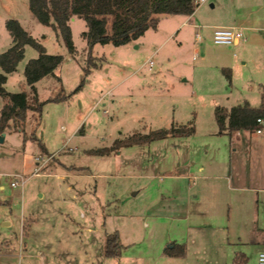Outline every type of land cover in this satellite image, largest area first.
<instances>
[{"label":"rangeland","instance_id":"1","mask_svg":"<svg viewBox=\"0 0 264 264\" xmlns=\"http://www.w3.org/2000/svg\"><path fill=\"white\" fill-rule=\"evenodd\" d=\"M202 5L221 23L237 22L246 42L231 49L213 37L197 42L181 25L183 17L163 15L157 29L135 41L96 44L92 54L98 66L76 90L88 56L82 36L85 20L70 21L76 48L71 55L53 27L33 15L29 0H0V55L13 44L6 23L16 19L49 54L64 56L56 70L60 81L46 76L36 83L41 112L28 111L24 132L11 122L0 134V239L10 240L0 242V248H26L21 258L0 256V264H225L221 244L237 250L250 247L243 221L249 217L264 223V191L230 190L219 176L229 172L236 156L249 153L259 162L264 159V141L249 144L251 137L262 140L264 133H219L211 101L230 107L246 94L249 101L260 103L258 85L243 80L264 77V0H207ZM36 57L38 51L26 45L16 71L7 75V91H30L24 71ZM229 58L248 61L233 70L232 85L217 67ZM228 91L233 92L229 99L224 96ZM59 93L66 98L49 100ZM5 102L0 96V114ZM189 121L196 128L191 136H170L103 156L89 152L136 132ZM242 138L248 144L242 145ZM203 166L208 176L204 190L195 198L194 186L188 204L184 181L173 177L199 173ZM237 184L247 186L244 181ZM254 185L264 187L263 182ZM194 221L222 240L206 242L202 258L194 253L177 260L164 255L169 240L193 234L187 224ZM116 231L122 253L109 258L106 237Z\"/></svg>","mask_w":264,"mask_h":264},{"label":"trees","instance_id":"2","mask_svg":"<svg viewBox=\"0 0 264 264\" xmlns=\"http://www.w3.org/2000/svg\"><path fill=\"white\" fill-rule=\"evenodd\" d=\"M29 5L31 12L39 22L52 26L62 37L71 55L76 52V48L72 39L70 21L74 17L85 20L87 29L82 36L87 42L88 56L83 67L81 82L76 90L84 86L92 68L98 66L92 54L96 44L112 43L117 46L127 44L139 39L147 30L157 29L161 16L191 15L199 6L197 0H29ZM6 26L13 44L0 55V66L3 70L0 72V96L6 100L0 114V134L10 126L11 122L17 130L24 132L28 111L41 112L43 106L36 83L46 76H55L60 81L61 78L56 74V70L64 61V56L61 54H49L46 47L27 32L18 20L9 19ZM26 45L33 46L38 51V57L30 59L24 71L30 91L9 92L4 86L7 75L16 71L18 63L24 56ZM226 73L230 80V72ZM63 98H66V95L59 93L49 100L58 101ZM215 117L219 133L256 131L260 127L258 118L264 119V86L261 89L259 106L254 107L248 101H243L230 108L217 106ZM195 131L194 121H189L187 124H173L169 128H159L148 133L136 132L115 140L109 147L94 148L89 152L103 156L122 147L151 143L170 136H191ZM26 140L25 134L24 142ZM122 247L117 231L107 235L105 243L107 257H120ZM166 253L182 255L184 251L183 249L177 251L175 248H166ZM241 256L237 253L233 264H240Z\"/></svg>","mask_w":264,"mask_h":264},{"label":"crops","instance_id":"3","mask_svg":"<svg viewBox=\"0 0 264 264\" xmlns=\"http://www.w3.org/2000/svg\"><path fill=\"white\" fill-rule=\"evenodd\" d=\"M206 2V1H205ZM204 3V2H203ZM211 7H215V3H211ZM178 17H183V21L181 23L182 26L188 28V30L190 32L194 33V36L196 38L197 42H202L205 39H207L208 37H213V33L214 30L218 27H238L240 28L239 25H235L238 24L237 22H231V23H221L219 20L213 18V16L209 15L208 10L205 8L204 9V5H202V3L196 8L195 12L191 15H177ZM164 16H161L160 18V22L159 25L162 22V18ZM158 25V26H159ZM242 29V28H241ZM243 30V29H242ZM179 32V31H178ZM244 32V30H243ZM146 33V32H145ZM197 34L201 35L200 39H198ZM245 36V33H244ZM203 38V40H202ZM247 37H245L244 40H241L240 42H238L235 45L232 46H228L230 49L233 47H239L242 44V41L246 42ZM224 45V44H222ZM152 59V58H150ZM261 62V61H260ZM248 63L247 60H244L242 63H240L237 59L234 58H229L228 60H223L220 64L217 65V67H219L223 72H230L231 74V78H230V84L232 85L234 80H235V75L233 74V70L236 71L240 68V66H245ZM259 66H262V62L260 63ZM233 74V76H232ZM251 83L254 82L255 84L258 85V91L260 93L261 96V89L262 86H264V77L262 76V74H257L254 77H252L251 79H247V80H243V83ZM242 83V84H243ZM230 85V86H231ZM228 93V94H227ZM227 93H224L226 96V98H230V96L233 92L232 91H228ZM220 96V95H219ZM223 96V97H224ZM243 96H245V98L243 99L244 101H248L252 106L257 107L260 105V103L257 105L255 101H249V96H247L246 94H244ZM242 96V97H243ZM240 99V98H239ZM243 102V101H242ZM261 102V101H260ZM241 103V102H239ZM236 103V104H239ZM235 104V105H236ZM211 105L213 107H217V106H224L221 104H218V101L215 100V98L211 101ZM234 106V105H232ZM230 106V107H232ZM227 107V106H224ZM228 107V108H230ZM247 132V131H246ZM237 135H241L243 134V131H238L236 132ZM264 133V130L262 133H260V135H262ZM259 134V133H258ZM253 138H258L253 140L252 137L249 140V144H254V143H258V142H263L264 141V137L259 138V137H253ZM242 143V145L246 142L245 138H242V140L240 141ZM248 144V143H247ZM249 149H247L248 152ZM204 169L205 167H201L199 173H196L194 171L188 172V173H184V174H180V175H176L173 178L174 179H180L183 180L185 183V189L183 190V198L184 201L186 203H188L189 201V193L192 191L193 188L198 187V189L196 190V195L195 198L198 197V195L200 194V191L204 190V179H206L208 176L204 175ZM229 172H224L223 175L220 174V178H223V180H226V183L228 185V188L230 190H236L238 192H252V191H258V190H262L264 191V187H256L254 184L258 185V182H263L264 183V159H261L260 162L258 161V159H254L252 158V156L247 153V156H241L238 157L236 156V161L235 162H231V165L228 167ZM212 178H215V176H211ZM199 180H201V183L199 182ZM233 180L236 181V184H233ZM228 181V182H227ZM232 181V182H231ZM240 181H244L247 183V186H241V184H237V182ZM204 182V183H203ZM251 184V186L249 185ZM187 185V186H186ZM195 186V187H194ZM174 193H176V195L179 193V191L176 189L174 191ZM182 193V192H181ZM175 199L177 198L176 196H174ZM189 204V203H188ZM184 215L186 214L185 211L183 212ZM189 214V211L187 212ZM180 216V215H178ZM252 220V219H251ZM255 220V218H254ZM244 227H245V231H247V235H246V239L247 242L245 243H250V247L246 248L245 250L242 249H231V247H222L221 244V254L225 256L226 262L225 264H233L234 258L237 255V253H240L242 256V261L240 262V264H247V262H249L251 259L258 261V255L259 253L264 251V223L260 224L259 222H255L252 220V222L249 220L248 217V221H243ZM189 226V230L192 231L193 234H191V236L189 237L186 236V239L183 240H169L167 243V246L164 248L163 250V254L164 255H168L166 253V248H175V250L177 251H181V249H183L184 254L182 255H168L170 258H175V260L177 259H186L190 253H194L195 256H200L201 258L203 257L202 255L205 254V250H206V245L205 243L208 241H211L212 243L215 241L218 243V241L220 242L222 239L219 238L217 235H213L211 234L208 230L206 225H202L200 223H198V221H194V223L192 224H187ZM206 227V228H203ZM219 228H222V226H219ZM225 227V226H224ZM224 234V233H223ZM238 234V232H237ZM238 237L237 239H239V242H241V240L243 239L241 235L236 236ZM218 240V241H217ZM2 241H10V240H3L0 239V242ZM11 243V242H10ZM216 243V246H217ZM229 245H232V243L230 241H228ZM25 246V245H24ZM24 246L19 245V250H16V244H11L10 245V249L3 245L0 248V256L1 258H3V256H6L7 259L13 258V257H23L25 256V252L24 250L26 249ZM208 248V247H207ZM171 262V261H170ZM177 262V261H176ZM206 262H198L196 264H205ZM185 264H189L185 263Z\"/></svg>","mask_w":264,"mask_h":264},{"label":"built area","instance_id":"4","mask_svg":"<svg viewBox=\"0 0 264 264\" xmlns=\"http://www.w3.org/2000/svg\"><path fill=\"white\" fill-rule=\"evenodd\" d=\"M207 0H197L198 5L205 2ZM198 39H200V35L197 34ZM214 42L217 44H224L228 46H232L245 39L244 32L241 28L238 27H218L214 30L213 33ZM148 64L150 68L154 65V60L149 59ZM258 123L260 127L256 130L257 133H262L264 130V119L258 118ZM12 186H16V183H12ZM257 264H264V251L259 253Z\"/></svg>","mask_w":264,"mask_h":264},{"label":"water","instance_id":"5","mask_svg":"<svg viewBox=\"0 0 264 264\" xmlns=\"http://www.w3.org/2000/svg\"><path fill=\"white\" fill-rule=\"evenodd\" d=\"M3 140V137H1V141Z\"/></svg>","mask_w":264,"mask_h":264}]
</instances>
